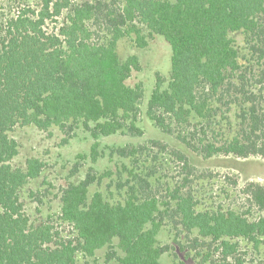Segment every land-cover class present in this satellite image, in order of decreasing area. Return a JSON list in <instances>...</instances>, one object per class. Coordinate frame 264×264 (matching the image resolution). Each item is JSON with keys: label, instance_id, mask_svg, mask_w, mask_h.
I'll use <instances>...</instances> for the list:
<instances>
[{"label": "trees", "instance_id": "1", "mask_svg": "<svg viewBox=\"0 0 264 264\" xmlns=\"http://www.w3.org/2000/svg\"><path fill=\"white\" fill-rule=\"evenodd\" d=\"M157 36L171 68L146 117L173 148L135 142L145 89L129 81L142 65L119 54ZM27 128L91 142L84 178L77 163L42 222L21 192L46 164L13 165ZM115 138L132 143H104ZM170 153L188 175L191 153L264 159V0H0V264H247L242 243L264 264V186L243 191L258 219L201 208L188 178L164 182Z\"/></svg>", "mask_w": 264, "mask_h": 264}, {"label": "rangeland", "instance_id": "2", "mask_svg": "<svg viewBox=\"0 0 264 264\" xmlns=\"http://www.w3.org/2000/svg\"><path fill=\"white\" fill-rule=\"evenodd\" d=\"M237 40L242 44L241 36H237ZM119 54L122 59L135 55L139 57L142 65V71L134 73L129 81L131 86L142 83L145 89V98L141 105L140 125L145 130L146 137L135 142L142 143V141L147 142L155 138L165 139L160 137V133L147 119L146 107L156 83V76L161 75L163 78L169 76L170 46L159 36L151 40L146 49H138L129 40H123L119 44ZM232 117L233 120L234 115ZM13 136L20 145V153L13 161L14 166L24 167L29 158H38L46 164L40 178L30 182L21 192V200L31 220L45 221L49 213L54 214L58 211L60 191L66 185L75 165L81 163V173L75 177V180L83 179L91 166L88 159H78L79 154L89 152L91 142L80 135L73 138L69 144H65L63 136L42 133L33 128L18 129ZM161 141L168 144L170 148H173L172 143L175 144L173 140ZM107 142L126 144L132 143V140L115 138L105 140L104 143ZM190 158L193 167L192 174L188 175L183 171V163L171 156V153L163 155L159 171L164 182L177 185L181 184L185 177L188 178L191 184L186 190H191L201 208L226 211L233 209L248 214L250 219H258L262 215L256 207L252 206L249 197L243 191L250 182L260 183L264 186L263 158L251 157L248 160H235L233 156H218L206 161L194 153L190 154ZM106 165L107 163L99 164L97 169L103 170ZM160 191L161 196H164L165 192L162 189ZM32 193L36 196L33 197ZM245 244H241V252L247 254L245 256L247 264H252L257 257L253 254L251 247ZM180 255L184 257L183 253Z\"/></svg>", "mask_w": 264, "mask_h": 264}]
</instances>
